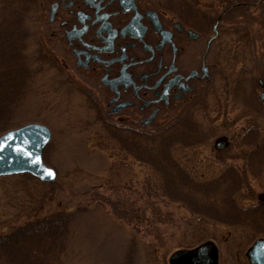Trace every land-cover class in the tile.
I'll list each match as a JSON object with an SVG mask.
<instances>
[{"label":"rangeland","instance_id":"1","mask_svg":"<svg viewBox=\"0 0 264 264\" xmlns=\"http://www.w3.org/2000/svg\"><path fill=\"white\" fill-rule=\"evenodd\" d=\"M12 1L24 8L18 23L26 33L25 54L38 67L13 113L10 129L34 122L46 125L52 137L43 157L58 176L52 183L29 174L0 177V235L53 213L68 217L69 212L71 221L64 235L52 232L49 238H36L9 252L16 256L20 253L17 248L31 250L33 246L37 250V246V253L30 255L52 264H169L170 254L185 248L184 233L191 232V225H203L183 204L165 196L160 176L137 157L146 154L145 148L135 150L136 154L124 150L102 127L86 97L75 85H68L64 69L53 62L39 64L36 50L46 31L37 0ZM158 1L175 4L174 0ZM26 2L31 6H24ZM257 28L255 23L252 29L258 44L264 43V34ZM46 47L49 51L54 45ZM241 65L245 67V62L232 69V82ZM214 102V110L204 109L195 115L204 129L212 128V136L199 145L176 146L174 157L197 179H209L234 167L246 175L240 204L264 201V171L258 178L246 171L245 158L251 147L241 143L243 135L255 127L260 137L264 136V116L246 108L242 100H233L225 89L216 94ZM220 137L228 140L223 150L215 146ZM144 157L149 158L147 154ZM64 225L63 221L58 224ZM206 228L214 234L211 239L219 248L221 264H249L246 251L263 236L246 235L225 224ZM132 242L133 260L126 256ZM10 253L0 250V264H11Z\"/></svg>","mask_w":264,"mask_h":264},{"label":"flooded vegetation","instance_id":"2","mask_svg":"<svg viewBox=\"0 0 264 264\" xmlns=\"http://www.w3.org/2000/svg\"><path fill=\"white\" fill-rule=\"evenodd\" d=\"M174 1L39 0L52 62L132 147L184 118L200 124L196 113L214 110L223 89L264 116V43L252 29L264 34V0Z\"/></svg>","mask_w":264,"mask_h":264},{"label":"trees","instance_id":"3","mask_svg":"<svg viewBox=\"0 0 264 264\" xmlns=\"http://www.w3.org/2000/svg\"><path fill=\"white\" fill-rule=\"evenodd\" d=\"M31 4L26 2L24 6L30 7ZM36 6L40 14L39 0ZM23 11L24 8H19L16 1L0 0V135L12 127L13 113L29 88V81L38 67V63L31 64L25 54L26 33L18 23L22 21ZM39 18L41 19V14ZM46 45L45 38H42L35 55V59L40 60L39 64L44 61L52 62ZM255 129L251 133H245L241 143L251 147L245 158V169L250 175L258 178L264 171V136L260 137L258 128ZM212 134L211 130H202L200 124L190 117L184 118L180 126L171 132L137 134L134 147L129 144L132 139L130 134L112 133L113 137L121 142L123 149L130 153L134 154L135 150L140 148L146 149L149 158L144 157V153L137 157L150 164L160 176L161 189L165 196L171 201L183 204L194 215L198 224L203 225L201 228L196 224L191 225V232L184 233L181 240H184L185 248L194 247L213 238L214 234H210L206 228L213 224L240 228L246 235L252 234L253 237L264 236V201L249 206L240 204L239 196L246 182L244 172L229 166L217 176L197 179L174 157L172 151L176 146L199 145L207 142ZM60 221L65 225L58 226ZM70 221L69 212L68 217L63 216V213L37 217L24 227H17L8 234L0 235V250L10 253L9 250L17 245H26L36 238H49L52 232H64V235ZM130 246L126 256L133 260L135 243L132 242ZM35 247L38 250V247ZM20 248H17L20 253L16 256L10 253L11 264L51 263L30 255L37 253L33 246L31 250ZM24 250L29 256L24 254Z\"/></svg>","mask_w":264,"mask_h":264},{"label":"water","instance_id":"4","mask_svg":"<svg viewBox=\"0 0 264 264\" xmlns=\"http://www.w3.org/2000/svg\"><path fill=\"white\" fill-rule=\"evenodd\" d=\"M50 140V129L41 123H28L4 132L0 135V176L27 172L44 182L55 181L56 170L43 160ZM225 147V139L220 138L217 148ZM246 255L251 264H264V237L257 239ZM169 264H219L218 247L208 240L192 248L178 249L170 255Z\"/></svg>","mask_w":264,"mask_h":264}]
</instances>
